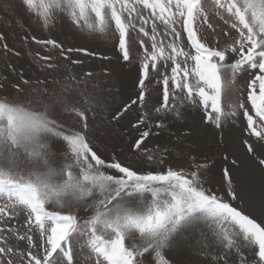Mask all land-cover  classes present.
Masks as SVG:
<instances>
[{
	"label": "snow or ice",
	"instance_id": "snow-or-ice-1",
	"mask_svg": "<svg viewBox=\"0 0 264 264\" xmlns=\"http://www.w3.org/2000/svg\"><path fill=\"white\" fill-rule=\"evenodd\" d=\"M21 3L43 26L65 14L89 32H111L124 61L132 59V44L138 45L136 97L116 109L112 119L118 120L134 105L141 110L132 125L139 132L133 147L139 150L143 145L148 162L156 156L145 141L159 135L170 115L180 117L178 105L185 103L202 107L205 121L217 128L241 116L248 135L264 146V0ZM213 18L234 33L230 42L219 43L220 35L228 37L229 32L215 27ZM211 34L216 35L215 44ZM32 40L57 50L69 64L84 62L73 59V53L97 55L87 48H65L55 39L33 36ZM36 55L47 68L60 67L52 63L50 54ZM249 70L251 78L241 96L237 77ZM68 78L75 80L72 74ZM153 82L161 86L162 99L157 98L148 111L152 99L148 86ZM30 83L22 79L23 85ZM16 88L29 92V98L23 102L0 98V264H75L72 250L65 245L77 232L88 234L86 248L94 264H182L170 257L169 250L181 233L201 225L208 242L202 250L216 253L209 264H264V214L257 217L233 203L241 198L232 187L228 168L222 173L226 185L222 194L205 187L208 181L201 177L205 165L194 156L187 171L134 168L103 156L88 138L86 130L97 103L94 97L83 93L74 97L66 86L61 94L24 89L19 83ZM33 91L40 98L32 99ZM57 142L62 146L57 147ZM244 143L255 155L253 145ZM167 152L164 148L158 164L164 163ZM260 156L258 165L264 169V152ZM80 206L91 212L83 223L70 211ZM20 214L27 225L23 232L13 223L19 222ZM33 227L38 235L28 231Z\"/></svg>",
	"mask_w": 264,
	"mask_h": 264
},
{
	"label": "rangeland",
	"instance_id": "rangeland-1",
	"mask_svg": "<svg viewBox=\"0 0 264 264\" xmlns=\"http://www.w3.org/2000/svg\"><path fill=\"white\" fill-rule=\"evenodd\" d=\"M215 27L223 28L229 32L227 26L212 20ZM206 27V26H205ZM210 32V30H208ZM133 37L139 39L135 32ZM233 32L228 37L222 34L219 43L223 45L230 42ZM25 36L28 38L25 39ZM36 39H55L67 47L87 48L97 53L95 56H87L83 53H73V59L83 60V64H69L59 57L57 50L50 46L35 43ZM0 98H8L17 102H23L29 98V92L18 91L19 83L24 89H47L48 92L61 94L65 86L72 96L85 94L94 97L96 105L93 115L89 119V128L86 130L88 138L103 156L118 159L127 165L142 170H161L167 167L174 169L183 168L189 170V162L194 156L205 165L201 170L202 179L208 183L205 187L212 186L218 193H223L226 185L222 183L224 168H228L232 177V187L237 192L242 207L259 217L264 214V169L258 165L264 146L255 137H250L245 130L246 121L241 117H232L222 122L220 128L206 122L202 107L185 103L179 106L180 117L169 116L165 121V127L158 136H150L145 145L155 152L156 160L159 159L164 148V163L158 164L156 160L147 161V153L144 146L137 150L133 147L134 141L139 137V132L133 128L137 116L141 110L137 106L121 116L118 120L112 119L113 112L122 104L135 99L137 92V80L139 76L140 50L136 43L132 44L130 61H124L117 47L116 35L109 33L89 32L72 23L65 14L57 15L52 23L43 26L41 19L30 10H26L21 0H0ZM210 41L216 43V35L209 36ZM7 45L5 49L4 45ZM50 54L54 57L52 63L59 64L56 69H49L44 61L37 57ZM106 57V58H102ZM91 71L93 75L86 77L84 74ZM252 70L242 73L237 77V88L242 96L245 91V82L251 78ZM69 74L75 77L70 80ZM22 79L31 81L29 85H23ZM48 81L47 84H37L36 81ZM151 101L146 106L152 111V105L157 98L162 99L161 86L153 82L149 86ZM228 97L235 99L234 93ZM228 97L224 103H227ZM32 99L40 98L38 92H31ZM156 106H159L158 104ZM70 121L65 122L68 127ZM244 141L251 143L256 149L255 155L249 153ZM62 142H57L61 147ZM235 161V163H233ZM114 174V173H113ZM50 210H55L51 209ZM67 213L69 210H64ZM83 223L91 212L87 206H80L70 210ZM17 227L23 232L27 229L23 214L18 216ZM32 235H38L35 227L28 230ZM204 226L191 228L181 233L174 242L180 241L182 250L183 241L188 242L189 236L196 243L205 241ZM89 236L86 232L72 234L65 247L73 252L75 264H94V257L86 248ZM208 243V242H207ZM174 244V243H173ZM172 244V245H173ZM207 253V252H206ZM190 254V255H188ZM209 259L200 258L195 252H182L180 255H172L174 261L182 264H209L215 259V251H208ZM247 255V252L245 253ZM151 259L152 257H148Z\"/></svg>",
	"mask_w": 264,
	"mask_h": 264
},
{
	"label": "crops",
	"instance_id": "crops-1",
	"mask_svg": "<svg viewBox=\"0 0 264 264\" xmlns=\"http://www.w3.org/2000/svg\"><path fill=\"white\" fill-rule=\"evenodd\" d=\"M180 241H176L174 242V244L171 246L170 250H169V255L170 257L172 255H180L182 254V252L186 251L188 253L190 252H195V255H197L200 258H206L209 259L210 255H207L208 251L207 250H202V249H207V245L208 243L203 241H198V242H194L193 239L191 238V236H189V241H183V247L182 250H180ZM207 252V253H206ZM190 255V254H188Z\"/></svg>",
	"mask_w": 264,
	"mask_h": 264
}]
</instances>
